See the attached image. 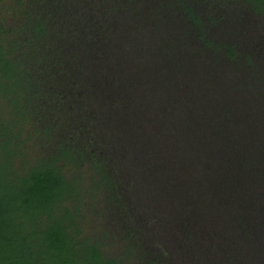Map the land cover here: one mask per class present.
Wrapping results in <instances>:
<instances>
[{"label":"trees","instance_id":"obj_1","mask_svg":"<svg viewBox=\"0 0 264 264\" xmlns=\"http://www.w3.org/2000/svg\"><path fill=\"white\" fill-rule=\"evenodd\" d=\"M241 17L264 0H0V264L238 257L264 187Z\"/></svg>","mask_w":264,"mask_h":264},{"label":"rangeland","instance_id":"obj_2","mask_svg":"<svg viewBox=\"0 0 264 264\" xmlns=\"http://www.w3.org/2000/svg\"><path fill=\"white\" fill-rule=\"evenodd\" d=\"M209 1L211 2V0ZM244 19L245 18L241 17V21L238 22V20L234 21L233 18H231L230 21L226 22L227 25L224 26V28L227 29V31H225L228 32V35H230V39L231 35H235L236 32H238L241 46L246 45L250 47L247 51H252L256 58H258L257 54L263 56L261 57L263 60L260 61L262 63L260 66L264 71V26L259 25L261 23V19L255 18L251 24V28L248 30L247 26H249L248 24L250 23V19L249 17L245 20ZM243 22L247 23V25L243 24ZM235 23L241 30H243V32L241 30H233ZM248 31L251 34L244 36V33H247ZM245 40L250 41L247 43ZM252 45H256L258 48L254 49L255 47ZM251 47H254L253 50ZM252 184L255 186L257 193L254 197H252V219L249 223H247L249 225L248 227L251 236L249 237V240L246 239L247 241L239 240L240 244L237 245L239 249L236 251L238 257L233 256L235 258H228L230 262L229 264H264V187L259 183V181H253ZM241 235L242 233L238 236V238H241Z\"/></svg>","mask_w":264,"mask_h":264}]
</instances>
